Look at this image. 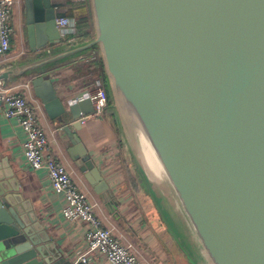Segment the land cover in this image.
Listing matches in <instances>:
<instances>
[{
	"label": "water",
	"instance_id": "obj_1",
	"mask_svg": "<svg viewBox=\"0 0 264 264\" xmlns=\"http://www.w3.org/2000/svg\"><path fill=\"white\" fill-rule=\"evenodd\" d=\"M88 1L93 37L74 44L61 41L52 0H22L33 59L0 70L2 86L31 77L60 140L74 146L93 107L89 100L61 101L49 69L96 49L107 109L142 186L166 228L167 204L198 246L192 259L175 231L189 263L204 264L202 250L212 264H264V0ZM139 138L166 192L141 168ZM74 158L115 209L91 157ZM19 182L0 165V264H71L54 249Z\"/></svg>",
	"mask_w": 264,
	"mask_h": 264
},
{
	"label": "crops",
	"instance_id": "obj_2",
	"mask_svg": "<svg viewBox=\"0 0 264 264\" xmlns=\"http://www.w3.org/2000/svg\"><path fill=\"white\" fill-rule=\"evenodd\" d=\"M52 3L56 8L57 16H65L77 21L75 14L77 9L87 16L91 24L88 0L81 2L52 0ZM13 13L12 25L15 28H13L11 35V47L6 55L0 57V70L32 58L27 53L24 27L21 28L23 24L22 0H17ZM14 29H16L17 36H15ZM90 62L97 63L94 72L86 69ZM49 71V77L57 97L70 104L74 103L75 98H77V102L89 100V94L94 89L95 83L99 82L98 78L102 76L96 49L79 54L65 62H60L51 67ZM30 79L31 77H21L7 84L4 88L12 94L24 95L36 109L38 124L45 132L48 140L49 154L55 156L70 173L77 188L86 195L89 203L94 206V212L101 220L103 227L109 230L122 244L129 246L130 251L143 264H168L167 261L170 264H178L176 253L182 252L175 243L178 251L172 248L173 245L168 242V238L171 236L164 225L163 228L155 229L146 215L141 214L140 217V211L125 170L126 164L129 165L128 154L122 148L119 136L111 124L110 109L106 108L104 115L99 119L87 118L84 120L77 133L78 144L72 146L69 142L63 143L57 135L55 125L47 117L41 103L34 97L29 85ZM21 141L20 128L13 121H7L0 115L1 167H10L16 172L20 178L22 197L32 204L35 215L52 239V243L56 245L54 249L62 254L64 261L75 264L77 255L85 251L84 225L81 223L68 224L63 221L61 198L50 189L45 171H31L27 167L22 157ZM79 153L89 155L99 169L105 183L116 198L118 204L115 209L95 193L94 187L88 183L85 175L75 166L74 157ZM161 232L163 233L161 234ZM170 245L173 250L170 249ZM90 260L92 264H104L95 255H91Z\"/></svg>",
	"mask_w": 264,
	"mask_h": 264
},
{
	"label": "built area",
	"instance_id": "obj_3",
	"mask_svg": "<svg viewBox=\"0 0 264 264\" xmlns=\"http://www.w3.org/2000/svg\"><path fill=\"white\" fill-rule=\"evenodd\" d=\"M81 2L82 0H70ZM17 0H0V57L11 47L12 15ZM56 9V8H55ZM62 42H73L76 33L74 19L57 16L55 20ZM77 98L74 103H77ZM93 112L87 118L99 119L109 105V98L99 82L89 94ZM68 103V102H67ZM72 103V102H71ZM70 104V103H68ZM0 115L13 121L21 130V150L25 164L31 171H45L52 192L62 201L61 215L65 223L84 225L85 251L77 255L75 264H92L91 255L104 264H143L131 251L106 230L86 197L75 185L70 173L55 156L49 154L48 140L38 124L36 109L24 95L12 94L0 82ZM84 121H81L83 124Z\"/></svg>",
	"mask_w": 264,
	"mask_h": 264
},
{
	"label": "rangeland",
	"instance_id": "obj_4",
	"mask_svg": "<svg viewBox=\"0 0 264 264\" xmlns=\"http://www.w3.org/2000/svg\"><path fill=\"white\" fill-rule=\"evenodd\" d=\"M13 15H14V13H13ZM12 26H13V28H15L14 25H12ZM21 28H22V26H21ZM21 32H22V29H21ZM14 33H15V36L18 35L17 32H16V29H14ZM23 35H24V33H23ZM98 79L101 82V86L104 88L103 83H102L103 82V77L101 76ZM158 182H160V181L158 180ZM132 194L135 196V201H136L137 207H138V209L140 211V217H141V214L142 215H146V218L153 225V227H155V229H158V228H161V227L163 228L164 223L161 221L160 216L158 215L159 209L157 208L158 209V211H157V209L154 206H152L151 204H149V202H144L146 200L143 197V193H142V199L143 200L141 199V192H139L137 194L132 192ZM144 203H146V205H143ZM165 206H166L165 210H166V213H167V217H168V221H169L170 227H169V229L166 228L165 225H164V227L167 230H169L168 232H169V234H170L172 239L175 237V235H174L175 231L177 233H179V235L181 237L182 245L184 247V250L189 254V256L192 259H196L195 253L197 251V247L198 246L193 241V239H191V235H190V232H189L186 224L185 223L183 224V222L180 219V216H177L175 214L176 212L172 211L171 208L167 204ZM170 228H171V230H170ZM162 233L163 232H161V234ZM168 237H169V235H168ZM171 238L170 237L168 238V242H170V244L173 245L172 248H174V250H177V248L175 246L176 241L172 240ZM172 248H171V245H170V249L171 250H173ZM176 254H177V257H178V259H177L178 260V264H190L188 259L186 258V256L184 254L180 253V251L178 253H176ZM172 255H173V253H172ZM173 257L176 259V257L174 255H173ZM196 262H197V260H196ZM167 263L170 264L168 261H167Z\"/></svg>",
	"mask_w": 264,
	"mask_h": 264
},
{
	"label": "trees",
	"instance_id": "obj_5",
	"mask_svg": "<svg viewBox=\"0 0 264 264\" xmlns=\"http://www.w3.org/2000/svg\"><path fill=\"white\" fill-rule=\"evenodd\" d=\"M80 11V10H79ZM77 9L75 11V14H76V17H77V21H76V26H77V30H76V33L73 35L74 37V44H84V43H87L89 41H91V24L89 23V19L87 18V16H85L82 12H79ZM97 63L95 62H90L88 65H87V70L90 71V70H93V72L95 71L97 65ZM99 64V62H98ZM102 77H103V86H104V90L106 91L107 95H108V91H107V88H106V82H105V78L102 74ZM99 83L101 84L100 80H99ZM109 97V96H108ZM111 117V120H112V126L113 128H115L118 136H119V139H120V144L122 146L123 149L126 150L125 148V144H124V141L119 133V130H118V126H117V123H116V120H115V117L114 116H110ZM128 164H126V167H125V170H126V174H127V180H128V183L130 185V188L132 190L133 193L137 194L139 192H141V189H142V192L143 193V197L145 198L146 202H149V204H152L151 202V199L147 193V191L144 189V187L142 186V183L136 173V170L133 166V163H132V160L128 154ZM133 168V172H132V168ZM142 199V198H141Z\"/></svg>",
	"mask_w": 264,
	"mask_h": 264
},
{
	"label": "bare ground",
	"instance_id": "obj_6",
	"mask_svg": "<svg viewBox=\"0 0 264 264\" xmlns=\"http://www.w3.org/2000/svg\"><path fill=\"white\" fill-rule=\"evenodd\" d=\"M138 142V149H137V157L138 161L141 165V168L143 169L146 177L148 180L153 183L158 189L166 192V182L163 178V175L161 173V170L159 169L158 165L155 163L154 159L152 158L151 154L149 153L148 149L144 145V142L142 139L139 138ZM160 182H158V180ZM202 255L205 259L204 264H212L205 253L201 250Z\"/></svg>",
	"mask_w": 264,
	"mask_h": 264
},
{
	"label": "flooded vegetation",
	"instance_id": "obj_7",
	"mask_svg": "<svg viewBox=\"0 0 264 264\" xmlns=\"http://www.w3.org/2000/svg\"><path fill=\"white\" fill-rule=\"evenodd\" d=\"M22 4H23V3H22ZM22 6H23V5H22ZM22 27H24V31H25V24H24V20H23Z\"/></svg>",
	"mask_w": 264,
	"mask_h": 264
}]
</instances>
